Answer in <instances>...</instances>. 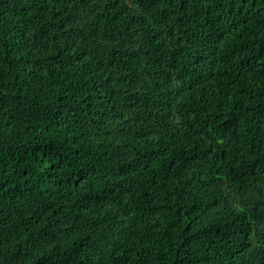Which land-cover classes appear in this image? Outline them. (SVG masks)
Here are the masks:
<instances>
[{"label":"trees","instance_id":"obj_1","mask_svg":"<svg viewBox=\"0 0 264 264\" xmlns=\"http://www.w3.org/2000/svg\"><path fill=\"white\" fill-rule=\"evenodd\" d=\"M0 264H264V0H0Z\"/></svg>","mask_w":264,"mask_h":264}]
</instances>
